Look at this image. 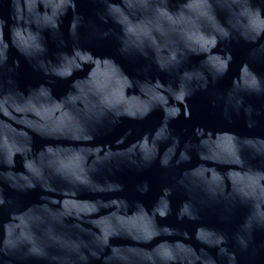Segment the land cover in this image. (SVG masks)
<instances>
[{
  "label": "water",
  "instance_id": "water-1",
  "mask_svg": "<svg viewBox=\"0 0 264 264\" xmlns=\"http://www.w3.org/2000/svg\"><path fill=\"white\" fill-rule=\"evenodd\" d=\"M0 264H264V0H0Z\"/></svg>",
  "mask_w": 264,
  "mask_h": 264
}]
</instances>
